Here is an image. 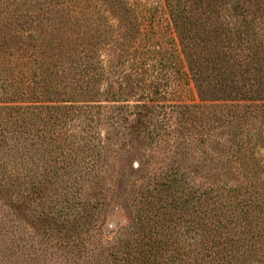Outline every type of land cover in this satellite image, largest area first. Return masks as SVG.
Listing matches in <instances>:
<instances>
[{
	"label": "trees",
	"instance_id": "obj_1",
	"mask_svg": "<svg viewBox=\"0 0 264 264\" xmlns=\"http://www.w3.org/2000/svg\"><path fill=\"white\" fill-rule=\"evenodd\" d=\"M0 207L79 264H264V0H0Z\"/></svg>",
	"mask_w": 264,
	"mask_h": 264
},
{
	"label": "rangeland",
	"instance_id": "obj_2",
	"mask_svg": "<svg viewBox=\"0 0 264 264\" xmlns=\"http://www.w3.org/2000/svg\"><path fill=\"white\" fill-rule=\"evenodd\" d=\"M136 164L137 161L134 160V165ZM115 202L119 205L118 209L111 210L112 213L107 214L105 224L101 228L103 235L105 234L109 238H112L117 231L118 233L122 232L117 225H134V221L131 220L132 207L128 203L124 204L119 199H116ZM33 206H36L34 202H32L30 207ZM1 208L0 264H79L76 263V258H72V260L67 258L71 254L63 251L62 248L58 249L53 246L58 243V240H56L57 236L53 237L54 239H48L46 235L41 234L32 224L24 222L26 221V216L20 218L21 216L17 213L18 210H16L17 212L15 211V208H13V215L9 212L6 214L7 211L1 210ZM109 231L114 232L108 234ZM112 240L110 239L109 242H113Z\"/></svg>",
	"mask_w": 264,
	"mask_h": 264
}]
</instances>
